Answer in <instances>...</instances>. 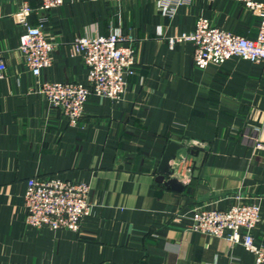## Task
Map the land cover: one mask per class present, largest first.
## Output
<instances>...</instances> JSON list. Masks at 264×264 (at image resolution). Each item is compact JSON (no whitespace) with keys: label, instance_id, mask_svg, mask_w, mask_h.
Instances as JSON below:
<instances>
[{"label":"crops","instance_id":"1","mask_svg":"<svg viewBox=\"0 0 264 264\" xmlns=\"http://www.w3.org/2000/svg\"><path fill=\"white\" fill-rule=\"evenodd\" d=\"M27 1L29 24L55 44L41 80L86 82L73 47L84 35L131 37L135 65L121 99L90 95L70 126L31 91L18 1L0 0V264H256L242 245L191 228L195 208L226 209L241 195L261 209L253 237L264 247V64L232 57L198 69L192 43L168 42L193 32L199 17L253 39L260 18L235 0H188L172 17L159 9L166 0H63L51 10ZM173 141L186 148L164 182L175 179L179 191L157 181ZM52 177L89 186L91 214L79 232L25 223L27 180Z\"/></svg>","mask_w":264,"mask_h":264},{"label":"built area","instance_id":"2","mask_svg":"<svg viewBox=\"0 0 264 264\" xmlns=\"http://www.w3.org/2000/svg\"><path fill=\"white\" fill-rule=\"evenodd\" d=\"M15 21L24 27L19 37L18 49L25 65L35 79L31 91L41 95L49 105L58 110L70 126H77L84 114L90 95L111 101L122 98L127 78L134 74L135 51L130 41L120 33L91 35L75 38L73 47L87 69L86 82H55L41 80V73L52 65L55 44L48 40L42 26L28 22L32 12L27 0H17ZM41 9L51 10L63 4V0H40ZM98 1V0H92ZM118 3L126 0H103ZM188 0H166L158 3L165 15L172 17L177 7ZM260 18L255 38L239 36L218 28L206 18L199 17L191 33H182L169 39L172 48L176 43L190 42L194 46L193 60L198 69L209 64L222 65L232 57L252 63L264 64V0H235ZM129 42V43H127ZM0 59V79L5 71ZM256 149H263L259 142ZM89 186L84 182L73 183L60 178H30L23 195L26 210L25 223L36 228L79 232L81 221L90 216L92 205L88 201ZM234 203L226 209L195 208L191 228L229 245L240 244L252 253L256 264H264V247L257 245L253 233L263 221L259 205L246 202L235 195Z\"/></svg>","mask_w":264,"mask_h":264},{"label":"water","instance_id":"3","mask_svg":"<svg viewBox=\"0 0 264 264\" xmlns=\"http://www.w3.org/2000/svg\"><path fill=\"white\" fill-rule=\"evenodd\" d=\"M185 148L186 146L181 143H177L174 141L170 142L167 144L165 151L161 157V160H160V163L157 169V172H158L157 181L159 183H163V185L167 187L168 189H171L174 191L182 190V186L175 179H169L165 182H164V179L166 176L171 175V171H170L171 164L177 152L180 149H185Z\"/></svg>","mask_w":264,"mask_h":264}]
</instances>
